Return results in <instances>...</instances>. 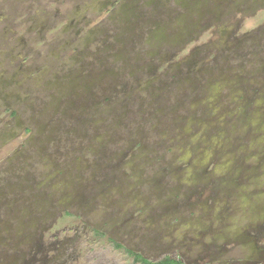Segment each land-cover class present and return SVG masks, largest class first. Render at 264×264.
Here are the masks:
<instances>
[{
  "label": "rangeland",
  "instance_id": "obj_1",
  "mask_svg": "<svg viewBox=\"0 0 264 264\" xmlns=\"http://www.w3.org/2000/svg\"><path fill=\"white\" fill-rule=\"evenodd\" d=\"M261 91L264 0H0V264H264Z\"/></svg>",
  "mask_w": 264,
  "mask_h": 264
},
{
  "label": "flooded vegetation",
  "instance_id": "obj_2",
  "mask_svg": "<svg viewBox=\"0 0 264 264\" xmlns=\"http://www.w3.org/2000/svg\"><path fill=\"white\" fill-rule=\"evenodd\" d=\"M183 21V20H182ZM162 32V31H161ZM179 36H180V38L178 39V40H180V41H183L184 39H185V37L186 36H188L189 34H188V29H186V30H184V31H182L181 33H179L178 34ZM212 83V82H211ZM239 90V89H238ZM240 90H242L241 88H240ZM261 92H263V94H264V91H261ZM261 97V96H260ZM263 97H264V95H263ZM261 103H263V102H261ZM257 106V105H256ZM238 111H240V108H238L237 109ZM245 110L246 109H242L241 111H240V113L239 112H237V113H239V115L238 116H243V113H245ZM248 116V115H247ZM224 122H225V120H224ZM242 120H241V118L239 119V125L240 126H243L242 125ZM235 124V128H236V123H234ZM232 129H234V128H232ZM221 133H222V128H221V130H220V134H215V140H212L211 141V144H212V146L215 148V147H217L218 145H217V143L220 141L219 139H221ZM249 139H251L250 137H249ZM194 142H196V146H198L199 144H200V141H196V140H194ZM203 142V141H202ZM262 142H264V141H262ZM259 144H261V147L259 146V151H258V153L261 155V154H264V144L263 143H259ZM189 150V149H188ZM239 150H243V149H241V147H239ZM213 154V152L212 151H210V152H208L207 154H204V155H202L201 154V157H197V161L200 159V158H203V159H205V158H209V155L210 154ZM194 158H195V155H194ZM196 159V158H195ZM201 160V159H200ZM236 168H238V167H236ZM235 168V169H236ZM195 169H193V171H194ZM238 170V169H237ZM259 197V196H258ZM260 199L261 198H263V197H259ZM248 199V198H247ZM255 200V199H254ZM254 200L252 199V198H250V200H249V202L248 203H250V202H254ZM245 201V200H244ZM256 201V200H255ZM257 202V201H256ZM245 203H246V201H245ZM258 204H256V206L255 207H253V206H251L250 205V208L252 209V213H251V218H252V220H251V222L250 223H262V222H264V213L261 211L262 209H264V202H257ZM203 222V221H202ZM202 237H204V238H199V239H197L196 241H194V242H199L202 246H203V248L205 249V251L207 252V250L208 249H212V248H214L215 247V244L213 243V245H212V247H209V245L214 241L215 242V240L217 239V237L218 236H215L214 235V238H212V241H210L209 240V237H205V236H203L202 235ZM110 239H112V238H110ZM113 240V239H112ZM122 245V244H121ZM214 246V247H213ZM126 248V247H125ZM131 250V249H130ZM133 251V250H132ZM135 252V251H134ZM261 252V251H260ZM137 253V252H136ZM140 254V253H139ZM214 253H211V255H213ZM143 256V255H142ZM164 257H169V258H171V259H175V260H178L180 263H181V261L179 260V258L177 257V256H172V255H165ZM163 257V258H164ZM211 260H212V258H210ZM210 259L208 260V262L207 263H203V264H210L212 261H210ZM195 262H192V264H201V261L202 260H200V259H196V260H194Z\"/></svg>",
  "mask_w": 264,
  "mask_h": 264
},
{
  "label": "trees",
  "instance_id": "obj_3",
  "mask_svg": "<svg viewBox=\"0 0 264 264\" xmlns=\"http://www.w3.org/2000/svg\"><path fill=\"white\" fill-rule=\"evenodd\" d=\"M92 232L97 237L104 236V233L98 231L97 229H93ZM108 241L116 251L122 250L127 255V257L131 259L132 264H181L178 260L171 259L169 257H164L159 260H150L148 258H145L139 253H136L128 248H125L123 245L110 238H108Z\"/></svg>",
  "mask_w": 264,
  "mask_h": 264
}]
</instances>
